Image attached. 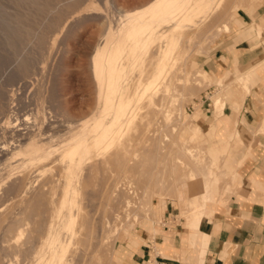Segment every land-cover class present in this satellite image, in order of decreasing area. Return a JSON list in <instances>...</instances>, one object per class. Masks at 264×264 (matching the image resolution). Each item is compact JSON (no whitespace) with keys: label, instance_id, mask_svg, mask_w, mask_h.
<instances>
[{"label":"rangeland","instance_id":"1","mask_svg":"<svg viewBox=\"0 0 264 264\" xmlns=\"http://www.w3.org/2000/svg\"><path fill=\"white\" fill-rule=\"evenodd\" d=\"M153 1L61 0L59 16L44 22L42 13L25 11L21 0H0V93L15 89L20 98L12 126L24 137L16 148L19 137L0 134V147L9 149L0 154V264H33L30 253L39 256L43 242L69 232L61 224L72 217L76 234L68 241L76 264H116L113 252L119 245L137 239L152 245L167 217L185 225V218L201 213L186 203L196 198L192 193L206 182L210 169L221 178L211 182L217 201L236 190L233 176H224L219 157L213 166L215 156L208 151L214 142L218 149L224 145L221 126H206L202 137L194 118L197 113L203 123L209 121L216 93L239 95L236 67L229 70L231 76L225 75V70L212 68L211 59L229 42L257 37L255 24H261L264 33V0H175L173 11L194 9L193 19L174 30L181 39L162 75L156 76L155 70L172 49V40H159L171 35L172 28L156 24L150 49H139V62L126 61L118 92L111 96L110 70L106 62L103 75L95 69L94 52L106 40L107 53L122 48L126 59L130 24L143 19L139 13ZM253 66V72L264 77V61ZM120 104L127 105L121 121L129 124L124 140L111 146L117 133L110 135L106 152L98 151L94 144L102 130L95 126L111 124L113 109ZM231 104L226 106L234 108ZM3 117L1 124L7 126ZM32 139L43 143L37 148L43 158L35 164L29 156ZM87 139L89 158L76 178L67 181L72 166L65 150ZM54 255L53 247L47 249L44 264H59Z\"/></svg>","mask_w":264,"mask_h":264},{"label":"crops","instance_id":"2","mask_svg":"<svg viewBox=\"0 0 264 264\" xmlns=\"http://www.w3.org/2000/svg\"><path fill=\"white\" fill-rule=\"evenodd\" d=\"M175 6V0H154L141 14L139 13L143 15V21L148 24H130L126 41L131 44V52L127 60L123 56L122 48L113 53H107L105 40L104 44L100 45L103 56L98 65L102 75L105 62L109 72L121 64L124 65L125 72L126 61L139 62V49L144 53L150 49L154 41L156 24L168 25L172 28L171 35L166 33L159 40L162 42L169 36L172 40V49L169 48L164 53L163 62H159L157 66L158 69H163L165 61L169 60L170 51L174 46L177 47L181 34L175 32L178 30L171 22V16L167 19L166 14L161 11L156 18H153L151 11L155 7L165 11L167 7L169 12H174ZM255 27L256 24L253 29L257 37L229 42L217 48L211 59L213 69L217 72L220 69L225 70L229 76L233 74L229 70L236 67V73L239 75L235 80L240 85L237 89L239 95L230 97L226 91L216 93L221 95L224 103L222 114L217 113L212 100L213 109L209 121L203 123L197 113L194 118L200 126L202 137L206 126H211L213 122H216L217 128L221 126L224 136L221 143L224 145L222 144V148L218 149L217 143L214 142L208 151L215 156L213 166L216 165V159L219 157V169L224 176L227 173L233 176L234 182L237 183L236 190L228 198L217 201L218 199L214 197L215 190L211 192V182L215 179L219 183L221 178L215 170L210 169V179L206 187V204L199 211L201 213L190 218L184 217L188 223L185 220V225L172 222L170 217H167L166 223L155 233L152 245L140 242L138 239L119 245L114 256L116 264H146L148 257L155 258L157 264H264V98H261L264 86H260L264 77L252 70L257 62L264 61V33L261 32L258 36ZM143 40L145 45H141ZM107 74L110 76V73ZM121 75H119L120 78ZM228 101H231L234 108L226 106ZM242 104L244 109L240 111ZM226 108H229L228 112ZM98 125L95 126L97 130ZM214 133L216 134V129ZM87 142L90 146L89 139ZM42 145L43 143L33 139L30 142L29 156L34 164L43 158L40 156V149H37ZM237 146H242L243 149ZM198 201H202L201 195L198 196ZM179 204L183 216L181 203ZM164 207L165 205L162 206V210ZM49 259L48 252L45 262Z\"/></svg>","mask_w":264,"mask_h":264},{"label":"bare ground","instance_id":"3","mask_svg":"<svg viewBox=\"0 0 264 264\" xmlns=\"http://www.w3.org/2000/svg\"><path fill=\"white\" fill-rule=\"evenodd\" d=\"M21 1L23 3H25V11H27V12L34 11V12H37V13H42V21H44V22H49L51 20H55V18L59 16L58 13H59V9L60 8L58 6L60 5L61 0H52V1H50V0H21ZM209 1L210 2H214V3H218L219 0H209ZM50 2H51V5H50ZM160 2H162V1H160ZM176 5H177V3H176ZM73 6H76V4L75 5H70L71 8ZM155 6H156V4H155ZM153 7H151V8H153ZM170 9H172V8L170 7ZM179 9L180 8H177L175 10V12H172V11L169 12L168 11L169 9L167 7H166L165 11L163 9L161 10L160 7H157V8L155 7V8L152 9L151 13L153 15V18H156V15L158 13H160L161 11H163L166 14V16H167V19H168V17L171 16L170 17V19L172 20L171 22L174 23L175 28L177 30H180L182 27L186 26V24H184L185 21H190L189 19H193L194 9H191V8L185 9L184 8L185 10L183 9L181 11ZM71 17H72V15L69 18H71ZM69 18H67L63 22V24L67 23ZM136 20H137L136 24H139V25L140 24H142V25L143 24L144 25L148 24L145 21H143L142 17H139ZM167 22H168V20H167ZM139 25H137V26H139ZM171 25H173V24H171ZM174 25H173V27H174ZM255 28H256V32H257L258 36H260L261 32H262V25L261 24H256ZM40 29H38L35 32L34 36H35L36 40L39 39ZM149 29H151V28H149ZM130 33H131V30H130ZM133 39H135V38H133ZM102 54H101V49L98 48V49H96V52L93 55V66L95 67L96 70H99L98 65H99L101 56H103ZM123 70H124V65L121 64L120 66H118L116 68H113L111 70V72H108V73H110V76H109L110 77L109 78V82H110L109 91H110L111 96L118 92V85H119V82H121L120 81L121 78H120L119 75H121ZM157 70H158V73L155 74V75L156 76H161L162 73H163V69H161V68L158 69L156 67L155 73H156ZM224 74L226 75L227 72L225 71ZM115 85L117 86V88H115ZM249 88L250 87L248 86V89ZM18 90H20V89H18ZM19 99L20 98L16 96L15 89L8 90L7 93H5L4 96H2L1 93H0V116H4L3 120H5V123L7 125V126H4L3 124H1V119H0V134H2L5 131L7 133V135H10V136L16 135L17 137H19V138L16 139L17 144L16 145L14 144L15 145L14 147H16V148L20 147V145L22 144L23 138H24V137H22V134L20 133L21 131L20 130H16V127L12 126L13 114H14L15 111L18 110L17 106H19ZM214 105H215V107L217 109V113L219 115H221L222 112H223V108H224V103L222 102L221 95H218V96L214 97ZM126 111H127V105L126 104H120L118 107L113 109V112H112L113 113V120L111 121V124H109V125H107L105 127L102 126V125H104V123L98 125V129L102 130V134L98 137V139L96 140V142L94 144L95 148L98 151H102L103 150V153L106 152L105 146L107 144V139H108V137L110 135H113L115 133H117V135L111 137L113 139L112 142H111V146L116 144V143H118V142H120V143L123 142L124 138H122V133H123L124 129L129 125L127 121H126L125 124H123V122L121 124V121H123L122 119L124 118ZM129 127H131V126H129ZM25 139L27 140V138H25ZM26 144L27 143H25L24 148L26 147ZM8 150H9L8 148L4 149V148L0 147V154L5 153L4 155H6L8 153ZM65 153H66V157H67L69 163L72 166V170L70 171V176H69V178L67 180V181H69L70 179L76 178V176L79 174V171L81 169H83L84 164H86L85 160L88 159L89 155H90L89 143L87 141L79 143V144L77 143L76 146H74L72 148H69V149L67 148L65 150ZM103 153H101V155ZM207 176H208L207 179L209 180L210 179L209 171H208ZM207 179H206V182H207ZM206 182L204 180V182L202 184L200 183L201 184V185H199L200 187L198 186V188H200V189H198V188L194 189V192H196V194L192 193V196H194V197L196 196V198H193L194 200H192V201H190L188 199V202L186 203V205L188 207H190L191 209H193L195 212H199L206 204V198H207L206 197V187H207V183ZM70 195H71V191H68L67 192V198ZM200 195H201L202 201H198V196H200ZM70 209H72V207H68V210H70ZM157 212H158V215H159L160 214V209ZM155 213H156V211H155ZM155 213H153V215ZM156 215H157V213H156ZM153 219H155V218H153ZM74 224H75V220H74L73 217L71 218V220H70V222L68 224H63L62 223L61 227L64 226L67 229V231H69V232H66L61 237H57V238L50 237V238H48V242L47 241L43 242V246L39 250V256L36 257L37 252L36 253L35 252L34 253L31 252L30 256H32L31 258L33 260V264H44V261H43L44 254H45L46 250L49 249L50 247H53V252L55 254L54 257L57 259V262L59 264H76V259H77L76 258V252H75V250H72V249H71L72 251L69 250L70 241H68V240H70V238H72L76 234L75 232L72 231L75 228ZM147 224H148L147 227L150 228L151 227V218H149V221L147 222ZM152 224L154 225V223H152ZM83 241L85 242V240H83ZM83 241H81V242H83ZM32 253L34 255H31ZM67 253H69L68 256H67ZM114 253H115V251L113 252V254ZM67 258H68V262L66 263V259ZM28 261H30V260H28Z\"/></svg>","mask_w":264,"mask_h":264},{"label":"built area","instance_id":"4","mask_svg":"<svg viewBox=\"0 0 264 264\" xmlns=\"http://www.w3.org/2000/svg\"><path fill=\"white\" fill-rule=\"evenodd\" d=\"M146 264H157V262H156L155 258H149V259H147Z\"/></svg>","mask_w":264,"mask_h":264}]
</instances>
